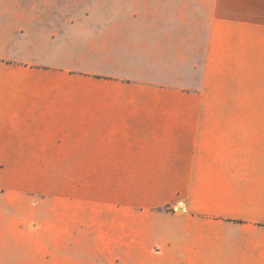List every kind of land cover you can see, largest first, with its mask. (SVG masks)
Masks as SVG:
<instances>
[{
	"label": "crops",
	"instance_id": "crops-1",
	"mask_svg": "<svg viewBox=\"0 0 264 264\" xmlns=\"http://www.w3.org/2000/svg\"><path fill=\"white\" fill-rule=\"evenodd\" d=\"M57 263L264 264V0H0V264Z\"/></svg>",
	"mask_w": 264,
	"mask_h": 264
},
{
	"label": "rangeland",
	"instance_id": "rangeland-1",
	"mask_svg": "<svg viewBox=\"0 0 264 264\" xmlns=\"http://www.w3.org/2000/svg\"><path fill=\"white\" fill-rule=\"evenodd\" d=\"M220 72L221 76L204 83L202 82L203 68H146L147 74L163 78L165 85L177 86L187 92L202 93L203 102L206 106L221 109L234 108V67L221 68ZM52 201L53 222L58 224L59 195H53ZM55 242L58 243V234H53V243Z\"/></svg>",
	"mask_w": 264,
	"mask_h": 264
}]
</instances>
